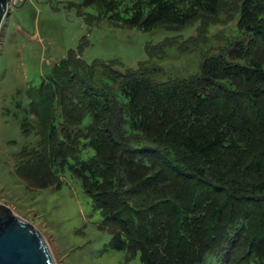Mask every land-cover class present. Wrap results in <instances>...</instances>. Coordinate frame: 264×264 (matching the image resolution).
I'll return each mask as SVG.
<instances>
[{
	"label": "trees",
	"instance_id": "1",
	"mask_svg": "<svg viewBox=\"0 0 264 264\" xmlns=\"http://www.w3.org/2000/svg\"><path fill=\"white\" fill-rule=\"evenodd\" d=\"M83 3L97 11L91 23L193 26V45L222 14L238 17L233 36L188 78L157 81L162 68L150 61L124 71L118 60L88 62L87 39L70 49L25 91L21 128L38 138L13 154L17 174L44 189L60 187L69 169L101 211L111 246L141 264H203L211 252L224 264H264V0ZM175 41L160 42L159 57ZM87 146L94 154L81 159Z\"/></svg>",
	"mask_w": 264,
	"mask_h": 264
},
{
	"label": "rangeland",
	"instance_id": "2",
	"mask_svg": "<svg viewBox=\"0 0 264 264\" xmlns=\"http://www.w3.org/2000/svg\"><path fill=\"white\" fill-rule=\"evenodd\" d=\"M84 0H10L0 28V203L34 224L46 237L57 264H141L140 255L111 246L112 235L101 229V211L86 193L82 180L67 169L60 187L36 188L16 172L14 153L25 144H34L37 135L23 134L21 120L28 102L25 91L39 85L50 69L70 49L77 50L87 39L81 53L88 62L95 59L118 60L122 71L137 68L141 61L157 63L162 70L157 81L188 78L200 73L203 54L218 52L227 37L235 33L237 17L222 14L210 27L204 41L194 39L197 29L183 31L117 26L108 19L89 22L95 7ZM197 27V25H196ZM197 34V35H196ZM166 37L178 41L165 48L159 57L158 44ZM191 38V40L189 39ZM185 39V40H184ZM184 40L189 47L178 48ZM187 42H190L187 44ZM156 48V54L149 51ZM193 48V49H191ZM191 49V50H190ZM23 103V109L18 103ZM85 117L82 126H87ZM94 154L82 148L81 159ZM203 264H224L221 254L211 252Z\"/></svg>",
	"mask_w": 264,
	"mask_h": 264
},
{
	"label": "water",
	"instance_id": "3",
	"mask_svg": "<svg viewBox=\"0 0 264 264\" xmlns=\"http://www.w3.org/2000/svg\"><path fill=\"white\" fill-rule=\"evenodd\" d=\"M10 0H0V28ZM0 264H57L40 229L0 203Z\"/></svg>",
	"mask_w": 264,
	"mask_h": 264
}]
</instances>
